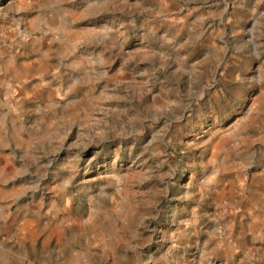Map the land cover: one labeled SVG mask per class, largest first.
Here are the masks:
<instances>
[{"label":"rangeland","instance_id":"1","mask_svg":"<svg viewBox=\"0 0 264 264\" xmlns=\"http://www.w3.org/2000/svg\"><path fill=\"white\" fill-rule=\"evenodd\" d=\"M0 264H264V0H0Z\"/></svg>","mask_w":264,"mask_h":264},{"label":"crops","instance_id":"2","mask_svg":"<svg viewBox=\"0 0 264 264\" xmlns=\"http://www.w3.org/2000/svg\"><path fill=\"white\" fill-rule=\"evenodd\" d=\"M176 233H177V237L179 238V240H181L180 238L185 237L187 235V230L185 229V231H183L182 229H179V231ZM228 241L229 240H225V241L223 240L222 245L227 246L226 242H228Z\"/></svg>","mask_w":264,"mask_h":264}]
</instances>
